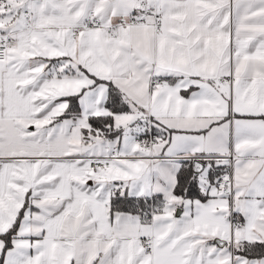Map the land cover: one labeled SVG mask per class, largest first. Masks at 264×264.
Here are the masks:
<instances>
[{"label":"snow or ice","instance_id":"6c2138e0","mask_svg":"<svg viewBox=\"0 0 264 264\" xmlns=\"http://www.w3.org/2000/svg\"><path fill=\"white\" fill-rule=\"evenodd\" d=\"M0 264H264V0H0Z\"/></svg>","mask_w":264,"mask_h":264}]
</instances>
